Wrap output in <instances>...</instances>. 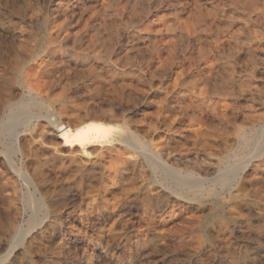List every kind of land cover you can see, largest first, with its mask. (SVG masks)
Wrapping results in <instances>:
<instances>
[{"label":"rangeland","instance_id":"rangeland-1","mask_svg":"<svg viewBox=\"0 0 264 264\" xmlns=\"http://www.w3.org/2000/svg\"><path fill=\"white\" fill-rule=\"evenodd\" d=\"M25 64L45 108L15 128L23 143L0 136V264H264L260 159L229 233L118 141L181 173L231 161L264 128V0H0L3 120ZM47 118L105 123L111 142L82 155Z\"/></svg>","mask_w":264,"mask_h":264},{"label":"bare ground","instance_id":"bare-ground-1","mask_svg":"<svg viewBox=\"0 0 264 264\" xmlns=\"http://www.w3.org/2000/svg\"><path fill=\"white\" fill-rule=\"evenodd\" d=\"M207 61L208 57L204 58V62L206 63ZM22 66L23 67L18 75H20L23 79L21 80V83H23L22 86L24 92L26 89V98L24 97L22 99L20 98V100L7 102L2 109L6 120L0 118V136H14L17 145L23 143L24 140L22 135H14L15 128L21 123L27 122L35 115L33 109L43 110L45 108L44 102L38 96V94L33 92V90L28 87L30 84H32V82H30V74L33 68L28 64ZM47 121L57 133L62 134L64 143L68 144L70 147H78L80 149V154L82 155H90L86 148L96 145L103 146L104 144L111 142L109 141V136L112 130L110 129V126L105 123H86L82 121L81 123L71 126L64 125L61 122L57 123L49 118H47ZM29 127L30 126L27 125L25 126L27 129ZM118 138L119 142L137 154L141 155L153 172H156V170L162 172L163 176L173 183L175 188L173 192L175 194L178 195L184 192L190 196L189 198L186 197L184 199H186L189 203H195L198 208H201L202 210H205L207 205L214 206V209L217 212L216 217H218V221L221 223L222 227L220 226V228H222L221 230L223 232L230 233V221L237 219L234 214L235 210L240 208L242 205L249 209L247 203H243V201L245 202V195L243 194L245 190L240 181L244 182V180H246V178H244V174L252 160L257 158L260 159V162L255 165L256 170L260 169L261 166L264 167L263 127L257 131L256 135H252L250 137L240 135L239 145L233 152V159L231 161L229 159H224L221 162L223 166L219 168L217 173L212 177H209L206 173V176H200L198 173L195 174L193 172L194 170L181 173V171L177 170L176 168L166 165L165 162L157 155V153L150 151L146 143L139 141L133 134L121 135ZM8 155L9 154L3 155L4 160L6 159L7 162H9ZM259 179L257 178L256 180ZM224 199L232 204L229 205L228 210L227 205L223 204ZM217 205L219 208L216 207ZM36 220L37 219L32 217L29 219L28 223L31 225L36 223ZM22 233L23 232L21 231V234ZM178 243H180V239L178 240ZM1 261L3 260L0 258V262Z\"/></svg>","mask_w":264,"mask_h":264}]
</instances>
